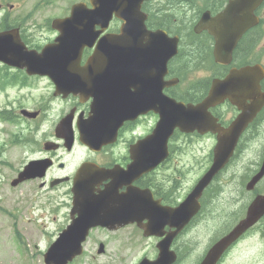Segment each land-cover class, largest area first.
Instances as JSON below:
<instances>
[{
  "label": "water",
  "instance_id": "water-1",
  "mask_svg": "<svg viewBox=\"0 0 264 264\" xmlns=\"http://www.w3.org/2000/svg\"><path fill=\"white\" fill-rule=\"evenodd\" d=\"M143 1L144 0H90L91 9H88L81 4L77 5L72 10L70 17L62 20L63 22L58 24L63 25L64 29L61 30V34L55 40L57 42L56 47H54V45L53 47H44L40 54H36L35 51H28L21 43L17 35L9 32L0 33V60H3L19 68L25 67L29 74H48L44 67L51 65H53V67H65L69 65L73 58L78 59L83 47L86 45L91 46L93 39L98 34V32L96 34L90 32L92 27L99 25L103 29L106 28L112 15H115L117 18L124 21L121 34L118 36L107 35L103 37L98 43L96 50L92 54L87 66L88 68L94 67L96 65V61L99 64V58L100 60H105L106 62L110 60L106 63V66L110 67L111 63L112 67L118 68V70L121 67H130L128 66L130 64H126L125 61L131 59L133 57L132 54L139 53L141 48V45L139 44L140 36L141 34L145 35L147 33L144 28L145 16L140 13L139 10ZM257 1L258 0H233L223 13L225 20H228L235 11L244 13L243 16H241V14L240 17H236L234 19L236 22L234 25L236 26L237 38L247 27L252 25L250 12L252 7L256 5ZM243 5H245L246 8ZM218 20L221 21V19ZM224 23L226 26H230V23H227L226 21ZM79 28L81 31H75ZM218 34H220V31ZM146 35H148L150 38V46L148 48L149 58L153 59L155 64L160 66L161 71H163L166 61L174 53L176 38L169 39L162 31H157L155 33L148 32ZM153 41L158 43V48L153 47ZM217 45L221 46V42L217 41ZM126 49L132 51V53L128 54L127 57L125 56V53H127ZM49 50L54 52L53 56H51V54L47 55L46 52ZM122 60L123 64L120 65L119 63ZM50 75L57 77L55 81L58 82V86H66L64 85V83H66L69 84V87L71 88L70 89L68 87L64 90L59 89L57 92H72L75 94L77 91H79L82 94L86 93L94 98H97L95 94L100 92L107 96V105H109V101H111L112 104V97H109L108 94L112 95L118 92V90H116L113 85H111L113 90H110L111 88L108 85L104 86V88H102L103 85H101V88L94 87L91 90L87 89L80 91L78 87V81L74 79H61V77L66 76L65 73H55L52 71ZM104 76H111V74L109 71L100 74L101 78ZM243 77L244 72L239 71L236 72V75H231L227 81H224V84L223 82H215L212 86L211 95L204 101L203 108H199V106L195 110H193L191 106L184 107L182 104H174L171 100L163 97L160 94V86L156 85L146 88L144 92V98H146L149 103L142 107L133 106V108H143L144 110H148L150 108H154V104L157 102L161 118L155 133V137L150 140H146L144 143L137 146V148L141 149L143 152L134 154V163L129 168L127 173L129 182L133 180L132 175L136 169L140 170L143 168L145 170H149L164 158L165 153H163V143L165 139H167V135H170L176 126L184 130H192L195 128V126L205 127L204 129L209 128L208 126L210 122L205 117L206 113L204 111L209 104L212 105L221 101V96L223 95L230 97L229 92L234 86L237 87L239 94L246 95V82L245 80H242ZM235 78H237V80H235ZM235 82L238 83L233 85ZM248 87H250V85H248ZM218 88L225 89L226 93H222L217 99V92H215L214 89L217 90ZM243 99H245V96ZM237 103L239 108L242 107L244 109L241 102ZM263 104L264 93H262L260 97V102H252V104L247 108L251 113H255ZM120 105L122 106L119 107L115 115L112 113L110 114L111 117H117L126 113L128 108H126L124 104ZM251 117V114H243L238 117L237 121L234 122V124L229 129L225 131L219 129V143L215 148L213 164L208 173L199 181L195 189V193L199 192L208 183L215 172H217L227 161L239 133L243 130ZM213 127L214 128L212 129H215L216 126L213 125ZM82 130L83 129H80L81 136H85L86 133L82 134ZM85 141L87 143H92L91 139H86ZM91 146L93 147L94 144L92 143ZM44 169L45 166L40 162H30L18 175V178L12 182V185H16L18 182L24 179L41 176ZM80 172L83 179H90V173L87 170L81 169ZM263 174L264 158L258 173L253 176L251 181L248 183L247 189H252L254 184L263 176ZM115 180L118 181L119 178L116 176ZM184 210L185 212L190 211V214L193 212V208L190 206V204H187ZM263 214L264 196H257L248 206L245 217L239 221L229 233H227L213 245L202 264H215L224 250L248 228L254 225V223H256ZM172 218L176 219L175 216H172ZM164 223L165 221L159 218L156 213L151 218L149 227L150 233L158 231ZM175 226L177 227L176 224ZM80 227L83 229H78V233L73 230L72 227L60 235V237L50 246L47 253L44 255L46 264H65L74 255L79 253V244L86 233V229L84 226H82V223L80 224ZM173 235L174 234L168 236L163 250H166ZM140 264H169V260L165 255V252H163L162 254H159L155 261L148 262L143 260Z\"/></svg>",
  "mask_w": 264,
  "mask_h": 264
},
{
  "label": "rangeland",
  "instance_id": "rangeland-1",
  "mask_svg": "<svg viewBox=\"0 0 264 264\" xmlns=\"http://www.w3.org/2000/svg\"><path fill=\"white\" fill-rule=\"evenodd\" d=\"M66 2L70 4L72 0H0L1 9L3 8L0 11V20L6 18L7 22L24 23L27 39L31 42L39 40L36 44H40L50 36L45 30L47 21L64 14ZM10 4L13 5V9H8ZM34 31H36L35 36ZM49 92L50 88L44 81L38 82L32 91L12 90L8 92L9 97L0 96V108L13 102L12 98L23 96L26 98V103H31L40 96H48ZM63 106L64 103L60 101L53 103V109L48 117L49 123ZM151 122L152 119H148V124ZM18 130L31 138V141L24 145L12 144L10 134ZM144 130V126L139 127L137 133H142ZM35 138V134L30 135L22 126L13 127L0 122V145L5 149L2 155L5 162L0 163V258L3 259H0V264H43L42 254L56 237L63 222L61 207L63 188L52 191L40 190L37 183H25L16 188L10 186V181L21 167L37 154L33 145L26 146L33 143ZM212 145L213 140L210 137L193 138L190 143L186 140L181 141L179 150L183 153H180V164L197 165ZM263 147L264 121L256 125L250 138L246 140L241 159L233 164L236 178L230 184L225 185L217 201L209 206V210H213L211 215L193 225L188 238L183 240V242L189 241L191 248L184 253L185 256L180 264H193L197 256L215 237L214 235L227 224L224 219L226 210L231 211V208L236 205L233 200L239 197V177L244 173H249L248 170L252 167L248 164L257 159ZM61 154L63 160L68 161L66 172H70L75 163L83 157L80 153L71 157L66 156L64 152ZM176 156L179 157V152ZM181 170V178L185 180V185L190 184L196 173H186L183 165ZM53 173L58 174L57 171ZM261 185L263 188L264 181ZM242 197L246 198V196ZM212 215L216 217L215 220L210 219ZM261 229L263 230L262 227ZM151 243V241L133 235L130 249L114 250L109 257L105 259L101 257L99 264H131L148 252L152 247ZM90 250L91 247L88 246V251ZM79 261H83V258ZM79 264H84V262ZM85 264L90 263L85 262ZM221 264H264V235L260 231H255L240 240Z\"/></svg>",
  "mask_w": 264,
  "mask_h": 264
},
{
  "label": "flooded vegetation",
  "instance_id": "flooded-vegetation-1",
  "mask_svg": "<svg viewBox=\"0 0 264 264\" xmlns=\"http://www.w3.org/2000/svg\"><path fill=\"white\" fill-rule=\"evenodd\" d=\"M229 0H209L205 4L208 5L205 12H208L210 17H214L217 15L224 7V5ZM184 9V5L180 3ZM204 13L201 12V14L197 17L196 23L200 21V19L203 17ZM254 15L257 17V23L256 25L248 30L240 39L239 43L236 45L235 50L232 53V59L229 65L222 66V65H216L215 63L212 64L209 60L212 56V48H213V39L208 33L204 30H201L199 32L194 33V29L192 28V33L195 35H191L190 39L188 41H185V39L181 38V48L186 47L185 53L187 54L188 63L190 65L189 72H191L190 77V95H191V101L193 103H197L199 101L198 96L204 95L208 92L211 81L214 78L222 79L224 78L231 69H240L245 66L249 67H261L264 70V0L257 6V8L254 11ZM120 22H117L114 27H109L108 32L117 33L119 32ZM46 32H49L51 34L50 39L47 40L52 41V39L57 35V32L55 30L51 29L50 22L48 25L45 26ZM36 35V31H34V36ZM92 52V49H84V52L82 54L81 59V65H83ZM99 70L101 68H98ZM181 70V69H178ZM198 74H202L204 77L200 78V76L197 77ZM38 78V77H34ZM43 80V78H40ZM167 79H170L168 77ZM196 79H198V82H196ZM47 83H49L47 81ZM261 89H264V78L261 81ZM174 87L177 89L179 87V83H176ZM68 103V112H73L75 116H82L85 118L88 115L89 112V103H81L79 104L78 100L76 98L69 97ZM34 110H37L39 112L37 119H39L41 116L45 113V108H43L41 105L36 106ZM212 114L216 115L218 121L223 125L226 124L233 119H235L239 111L236 109L234 105H232L228 100H226L221 106L218 105V107H215L210 110ZM149 116H154L152 114H148L146 116L139 117L134 122H124L121 127L117 131L118 136V142L116 145L112 147H105L102 148L98 153H91L88 149L81 146V149L87 153V156L83 161H91L95 164L106 168L111 169L115 165H118L122 168H125L127 164L129 163V154H128V148L122 147L119 148L123 136L127 133L132 131L137 125H140L141 122H144L145 119ZM256 119H259L257 116ZM255 119V120H256ZM230 120V121H229ZM228 121V122H227ZM47 138L52 139L53 135H49ZM127 146V145H126ZM41 158H50L55 162L57 158V151L53 152H47L43 153ZM59 166V165H57ZM162 166L167 167V170L170 171L169 163L161 164V166L154 172L150 173L144 179H140L137 181V185L144 184L148 186L149 188H153L155 190L158 189L156 184V177L157 173L160 170ZM166 182L170 183L171 176L168 173L167 176H163L162 178ZM106 183L100 184L96 190H102L104 188V185ZM160 192H162V188L159 186ZM126 191L125 187H122L119 189L120 193H123ZM155 198H160L161 201H163V198L160 193L154 192ZM163 203V202H162ZM72 208V195H71V188L67 186V190L65 192V200H64V209H65V226L70 221V213ZM128 228H133L131 226L124 228L123 230H126ZM109 246V244L107 245ZM124 246H121V248Z\"/></svg>",
  "mask_w": 264,
  "mask_h": 264
},
{
  "label": "trees",
  "instance_id": "trees-1",
  "mask_svg": "<svg viewBox=\"0 0 264 264\" xmlns=\"http://www.w3.org/2000/svg\"><path fill=\"white\" fill-rule=\"evenodd\" d=\"M179 1L180 0H164V11L161 8H160L161 12L155 11L151 16L152 23H155L157 26L164 25L165 29L168 30L169 32H172V30L176 29L177 25L174 24L173 21L175 17L174 14H172L173 12L171 9L172 7L179 8V13H181L182 9L180 10ZM166 7H168V10L170 9V11L166 10ZM179 21H180V25L186 24L185 20H179Z\"/></svg>",
  "mask_w": 264,
  "mask_h": 264
}]
</instances>
